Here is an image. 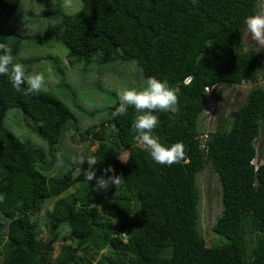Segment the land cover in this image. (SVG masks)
<instances>
[{
	"label": "trees",
	"instance_id": "16d2710c",
	"mask_svg": "<svg viewBox=\"0 0 264 264\" xmlns=\"http://www.w3.org/2000/svg\"><path fill=\"white\" fill-rule=\"evenodd\" d=\"M22 1L0 0L6 16L0 19V43L12 49L15 62L23 42L59 43L68 65L55 71L70 73L72 67L75 72L79 66L80 74L114 103L91 113L81 110L88 118L103 114L98 123L82 127L52 93L24 95L27 83L18 92L9 76L0 75V194L5 196L0 264H264V146H256L264 89L251 88L243 105L218 118L214 131L200 130L214 87L256 83L264 72V54L243 40L245 18L262 11L264 0H197L195 5L191 0H82L75 13H67L58 0H41L35 5L39 12L29 16L37 15L42 23L36 25H47L46 32L4 31ZM40 61L20 62L30 67ZM116 72L123 78L112 82L118 88L105 90L100 79ZM147 77L179 89L176 112L154 113L160 121L154 133L165 146L183 142L186 161L167 166L152 160L134 139L138 113L132 106L111 117L120 104L118 94L142 89ZM12 109L22 112L47 152L6 125ZM71 125L76 143L89 149L84 158L98 160L96 177L112 166L114 173L105 178L120 175L118 187L98 188L95 179L84 177L87 162L72 165V155L61 151L69 164L51 175ZM123 151L126 162L118 159ZM207 166L221 189L210 245L199 226L197 184Z\"/></svg>",
	"mask_w": 264,
	"mask_h": 264
},
{
	"label": "rangeland",
	"instance_id": "374dc122",
	"mask_svg": "<svg viewBox=\"0 0 264 264\" xmlns=\"http://www.w3.org/2000/svg\"><path fill=\"white\" fill-rule=\"evenodd\" d=\"M63 9L67 13H75L81 8L82 0H58ZM41 0H23L16 13L7 19L6 24L3 25V30H17L21 32L42 34L47 31L48 26H38L41 21L36 16L30 17L29 13H38L36 4H41ZM52 4L51 2H47ZM37 11V12H36ZM262 11H264V1L262 2ZM5 18L4 13H0V19ZM42 23V22H41ZM243 40L247 46L252 47L264 54V46L258 45L252 40L250 34L246 28L243 35ZM55 46L40 47L35 44L23 42L22 48L19 51L17 62L21 60H32L34 58L40 59L41 61L37 64H31L30 67H26L28 72L35 73L40 72L45 75L46 81H55L56 83H49L43 91H48L55 95L58 99L63 101L70 109L74 112L75 116L81 119L82 127L89 124L98 123L99 118H102L103 114H97L95 117L88 118L86 115H82L81 110L86 111L85 113H91L95 109L110 105L114 103V100L110 95L100 93L95 87V84L91 81V78L83 77L80 74L79 66L76 67L75 72L70 68V73L56 72L55 69L63 65L66 69L67 62L65 59L66 49L59 43H53ZM51 59L48 60V58ZM21 63V62H20ZM131 64V63H130ZM121 65V64H119ZM113 65H105L104 69ZM118 66V65H116ZM69 68V66H68ZM50 70V71H49ZM101 78V77H100ZM120 74L111 73L108 76L101 78L102 87L105 90H113L118 88L117 85L113 84L114 81L121 82ZM123 79V78H122ZM96 80V78H95ZM113 82V83H112ZM262 87L264 89V72L259 76L258 82L256 83H244L241 86H235L231 84H223L214 87L209 92L208 102L205 111L201 117L200 130L202 133L207 134L208 132L214 131L218 122L219 117L226 118L230 111L237 109L243 105L247 100L248 91L253 87ZM119 89L116 91H122ZM137 90H141L140 88ZM118 99L120 96L118 94ZM29 121L24 117L21 111L18 109H12L8 112L5 123L12 129L20 138L28 140L34 146L40 149H44L47 152V144L41 140L36 134L30 133L27 123ZM23 126L27 129H23ZM74 138V139H73ZM78 136L76 130L71 126L64 133V138L61 142V150H59V167L55 168L51 175H56V172L60 170L65 164H69V159L63 160L61 152L64 154L72 155L71 162H76L72 165H76L78 161L84 158L88 154L87 145L77 144ZM257 147L264 146V123L262 131L256 141ZM93 149V147H90ZM77 152V153H76ZM128 152L123 151L118 156L121 162L126 161ZM257 163V161H254ZM79 176V173L77 174ZM197 184L200 191V230L204 236L206 242L210 245L215 239L214 234L211 232V228L215 223L217 217L221 213V189L220 184L215 172L210 166H207L197 176Z\"/></svg>",
	"mask_w": 264,
	"mask_h": 264
},
{
	"label": "clouds",
	"instance_id": "9594fccd",
	"mask_svg": "<svg viewBox=\"0 0 264 264\" xmlns=\"http://www.w3.org/2000/svg\"><path fill=\"white\" fill-rule=\"evenodd\" d=\"M195 5L197 0H191ZM244 24L247 32L253 41L258 45L264 46V11H259L245 18ZM50 71V70H49ZM0 75L10 77L13 88L20 92L21 86L27 83L24 95L39 93L49 83L55 81H46L45 75L40 72L30 73L20 62H15L12 55V49L6 44L0 43ZM144 87L141 90L125 89L120 96V104L112 111L111 117L123 116L128 106H132L138 115L132 124V130L135 133L134 139L142 145L152 160L159 165L171 166L173 164L186 161V151L183 142L173 143L171 146H165L159 141L154 130L158 127L160 121L156 112H176L178 110V88H172L166 81H161L155 77H147L143 80ZM87 162L88 169L84 171V177L87 181L96 180L98 188H107L109 184L119 186L123 180L120 175H105L114 173L112 166L102 169L105 175L96 177L95 165L98 160L94 156H88L78 161L80 165ZM126 162V161H124ZM5 196L0 194V203H3Z\"/></svg>",
	"mask_w": 264,
	"mask_h": 264
},
{
	"label": "water",
	"instance_id": "95a60500",
	"mask_svg": "<svg viewBox=\"0 0 264 264\" xmlns=\"http://www.w3.org/2000/svg\"><path fill=\"white\" fill-rule=\"evenodd\" d=\"M75 208L78 210V206L76 205Z\"/></svg>",
	"mask_w": 264,
	"mask_h": 264
},
{
	"label": "built area",
	"instance_id": "2783aa9c",
	"mask_svg": "<svg viewBox=\"0 0 264 264\" xmlns=\"http://www.w3.org/2000/svg\"><path fill=\"white\" fill-rule=\"evenodd\" d=\"M206 91H207V92H209V90H208V89H206Z\"/></svg>",
	"mask_w": 264,
	"mask_h": 264
}]
</instances>
